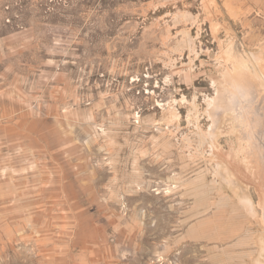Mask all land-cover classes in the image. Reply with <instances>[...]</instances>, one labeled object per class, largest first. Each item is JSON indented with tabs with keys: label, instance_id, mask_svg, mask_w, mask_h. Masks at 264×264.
<instances>
[{
	"label": "rangeland",
	"instance_id": "obj_1",
	"mask_svg": "<svg viewBox=\"0 0 264 264\" xmlns=\"http://www.w3.org/2000/svg\"><path fill=\"white\" fill-rule=\"evenodd\" d=\"M0 264H264V0H0Z\"/></svg>",
	"mask_w": 264,
	"mask_h": 264
}]
</instances>
